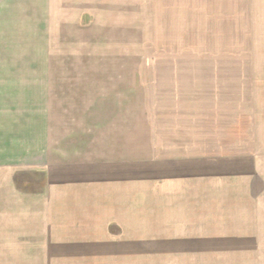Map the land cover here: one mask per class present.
I'll list each match as a JSON object with an SVG mask.
<instances>
[{
  "label": "rangeland",
  "instance_id": "1",
  "mask_svg": "<svg viewBox=\"0 0 264 264\" xmlns=\"http://www.w3.org/2000/svg\"><path fill=\"white\" fill-rule=\"evenodd\" d=\"M27 1L0 264H264V0Z\"/></svg>",
  "mask_w": 264,
  "mask_h": 264
},
{
  "label": "crops",
  "instance_id": "2",
  "mask_svg": "<svg viewBox=\"0 0 264 264\" xmlns=\"http://www.w3.org/2000/svg\"><path fill=\"white\" fill-rule=\"evenodd\" d=\"M110 1H115V0H110ZM22 2L23 4H27V0H0V31L4 30H10L13 31V6L15 3H20ZM54 3V2H52ZM77 3H81V0H78ZM119 3V2H118ZM83 4V3H82ZM98 4L97 0L94 2H90V7H96L95 5ZM44 5L50 6L51 3L49 2H44ZM44 12H49V11H44ZM85 12V13H97L98 10L96 9H90V10H84L80 11ZM111 13H114L115 10H110ZM117 13L123 12V11H116ZM126 12V11H125ZM4 21L9 22V26L6 28H3V24H1ZM1 34V32H0ZM11 87H13V81L8 84ZM2 87H6L5 85H1ZM6 111L5 109H0V172L8 170L12 174V180L10 188L13 189V157L15 159V162L17 163V157L19 156L17 152L13 151V148L15 145H13V113H8V116L4 118L3 121V114L1 111ZM6 122V124H4ZM11 127V128H10ZM14 155V156H13ZM14 162V163H15ZM10 167V168H6ZM263 189V188H262ZM263 195V194H262ZM255 205V204H254ZM247 215V214H246ZM249 215V214H248ZM248 217V216H246ZM249 217H257V212L253 210Z\"/></svg>",
  "mask_w": 264,
  "mask_h": 264
}]
</instances>
